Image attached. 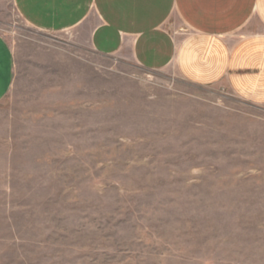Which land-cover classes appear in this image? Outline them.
<instances>
[{
  "label": "rangeland",
  "instance_id": "1",
  "mask_svg": "<svg viewBox=\"0 0 264 264\" xmlns=\"http://www.w3.org/2000/svg\"><path fill=\"white\" fill-rule=\"evenodd\" d=\"M0 34V264H264V101L38 31L14 0Z\"/></svg>",
  "mask_w": 264,
  "mask_h": 264
},
{
  "label": "crops",
  "instance_id": "2",
  "mask_svg": "<svg viewBox=\"0 0 264 264\" xmlns=\"http://www.w3.org/2000/svg\"><path fill=\"white\" fill-rule=\"evenodd\" d=\"M42 32H74L98 53L175 68L199 85L225 84L264 101V0H14ZM260 22L262 31L254 30ZM14 81L13 53L0 34V101Z\"/></svg>",
  "mask_w": 264,
  "mask_h": 264
}]
</instances>
